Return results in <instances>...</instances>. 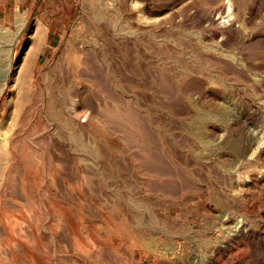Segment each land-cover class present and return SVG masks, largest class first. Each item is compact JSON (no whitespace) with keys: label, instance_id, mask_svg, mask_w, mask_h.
I'll use <instances>...</instances> for the list:
<instances>
[{"label":"rangeland","instance_id":"1","mask_svg":"<svg viewBox=\"0 0 264 264\" xmlns=\"http://www.w3.org/2000/svg\"><path fill=\"white\" fill-rule=\"evenodd\" d=\"M0 264H264V0H0Z\"/></svg>","mask_w":264,"mask_h":264},{"label":"bare ground","instance_id":"2","mask_svg":"<svg viewBox=\"0 0 264 264\" xmlns=\"http://www.w3.org/2000/svg\"><path fill=\"white\" fill-rule=\"evenodd\" d=\"M11 64L9 65V67L7 68V70L5 71V73L3 74V82H6V80H7V78H8V76H9V74H10V72H11Z\"/></svg>","mask_w":264,"mask_h":264}]
</instances>
